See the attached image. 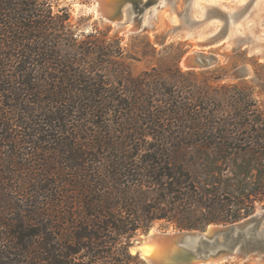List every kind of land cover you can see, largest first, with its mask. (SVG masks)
Listing matches in <instances>:
<instances>
[{
    "label": "trees",
    "instance_id": "obj_1",
    "mask_svg": "<svg viewBox=\"0 0 264 264\" xmlns=\"http://www.w3.org/2000/svg\"><path fill=\"white\" fill-rule=\"evenodd\" d=\"M97 33L56 0H0V264H143L131 242L157 221L204 230L264 208L252 88L181 69V42L132 75Z\"/></svg>",
    "mask_w": 264,
    "mask_h": 264
},
{
    "label": "rangeland",
    "instance_id": "obj_2",
    "mask_svg": "<svg viewBox=\"0 0 264 264\" xmlns=\"http://www.w3.org/2000/svg\"><path fill=\"white\" fill-rule=\"evenodd\" d=\"M246 1L194 0L192 5L187 7L186 0H174V2L163 0L158 6L152 8V11H149L150 8L143 11L144 17L148 18L154 27L149 31L140 33H126L127 24L113 23L99 17L93 10L95 7L93 0H56V3L69 10L72 23L77 27L78 32L85 34L98 32L96 35L102 38L101 34H104L107 40L120 39L123 61L129 67L132 75H138L155 65L170 66L171 58L177 52L176 44L181 42L183 50L181 57L185 53L193 51H201L215 57L210 66L194 71L215 70L217 74L223 76L218 82L220 84L242 83L252 88L253 97L264 112V0H260L262 4H257L258 2L255 1L252 5L247 3L243 8L239 6V4H245ZM211 4L239 10L238 19L232 31L235 32V35L251 36L253 41L250 43V50L234 48L235 37L227 38L223 43L215 46L206 48L199 46V41L204 40L221 24L217 20H208V18L215 16ZM185 17L199 20L189 26L197 31L196 38L171 40L163 44L157 42V38L168 28L170 19L173 20L174 24L182 25ZM142 36L149 39L155 47L154 51L144 42ZM169 43H174V46L164 49L163 47ZM181 57L178 66L183 69L179 63ZM245 70L247 73L244 72ZM263 210L264 208L257 206L254 213ZM151 227L159 232L179 230L165 221H157ZM147 231L138 233L133 238L131 245ZM133 253H137L141 258L138 251L133 250Z\"/></svg>",
    "mask_w": 264,
    "mask_h": 264
},
{
    "label": "water",
    "instance_id": "obj_3",
    "mask_svg": "<svg viewBox=\"0 0 264 264\" xmlns=\"http://www.w3.org/2000/svg\"><path fill=\"white\" fill-rule=\"evenodd\" d=\"M94 12L101 18L113 23L127 24L126 33H140L154 27L143 11L158 6L163 0H93ZM174 2V0H165ZM194 0H186V6ZM234 1V0H232ZM255 1L247 0L252 5ZM241 3V2H240ZM215 13L208 20H217L221 24L204 40L199 41L202 48L223 43L227 38L235 37L234 48L250 50L251 36L235 35L230 32L232 24H236L239 10L223 8L211 4ZM199 20L185 17L182 25L169 20L168 28L157 38L163 44L171 40L196 38L197 31L189 27ZM186 26V27H185ZM215 60L211 54L201 51L185 53L180 59V66L186 70H200L210 66ZM244 72L247 73V70ZM150 227L142 237L131 245L130 250L138 251L143 264H217L222 262H254L264 264V210L253 213L240 221L230 224H209L204 230L182 229L174 232L152 231ZM154 240L155 253L143 255L142 245ZM148 241V243H149Z\"/></svg>",
    "mask_w": 264,
    "mask_h": 264
},
{
    "label": "bare ground",
    "instance_id": "obj_4",
    "mask_svg": "<svg viewBox=\"0 0 264 264\" xmlns=\"http://www.w3.org/2000/svg\"><path fill=\"white\" fill-rule=\"evenodd\" d=\"M257 4H262V3H260V0H259ZM94 8H96V5H95ZM233 26H234V24H232V26L230 27V30H229L230 32H234V31H232ZM154 231L157 232V230L155 228H152V231L151 232H154ZM148 241H147V243H145V244L142 245V253H143V255H149V256H151L152 254L155 253V250H156L155 248L156 247L153 246L152 244H150V242L153 243L154 240L149 241V243H148ZM131 251L133 252V250H131Z\"/></svg>",
    "mask_w": 264,
    "mask_h": 264
}]
</instances>
